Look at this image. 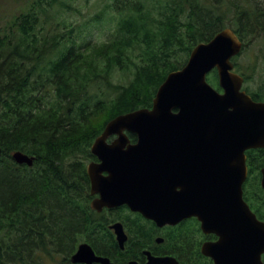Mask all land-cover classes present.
I'll return each instance as SVG.
<instances>
[{"label": "trees", "instance_id": "1", "mask_svg": "<svg viewBox=\"0 0 264 264\" xmlns=\"http://www.w3.org/2000/svg\"><path fill=\"white\" fill-rule=\"evenodd\" d=\"M32 7L0 35V264H46L59 255L58 264H69L80 243L95 248L111 232L110 220L142 224L126 205L110 213L92 209L91 147L113 118L151 108L160 85L196 45L233 28L244 42L235 70L253 99L264 100V47L250 52L264 37V7L256 0H106L96 18L111 33L101 41H78L73 34L81 26L60 20L63 8H72L63 0ZM208 81L222 90L217 69ZM15 151L33 156V165L17 163ZM247 157L244 196L264 219V206L255 203L261 197L254 196H262V186L251 181L264 166V148ZM181 227L193 229L195 220Z\"/></svg>", "mask_w": 264, "mask_h": 264}, {"label": "water", "instance_id": "2", "mask_svg": "<svg viewBox=\"0 0 264 264\" xmlns=\"http://www.w3.org/2000/svg\"><path fill=\"white\" fill-rule=\"evenodd\" d=\"M243 45L233 28H224L196 45L187 63L168 74L151 108L120 114L106 124L91 147L101 162L87 165L91 194L99 195L92 209L126 205L159 226L196 216L205 233L219 237L202 247L215 264H264V221L243 189L246 151L264 148V101L243 89L244 77L234 70L233 58ZM214 69L222 90L208 81ZM128 133L137 135L135 142ZM111 135L117 137L109 143ZM12 156L19 164L34 163L22 151ZM262 174L264 187V169ZM112 227L123 246V225ZM71 260L113 264L87 242L79 244ZM147 264L178 262L150 256Z\"/></svg>", "mask_w": 264, "mask_h": 264}, {"label": "flooded vegetation", "instance_id": "3", "mask_svg": "<svg viewBox=\"0 0 264 264\" xmlns=\"http://www.w3.org/2000/svg\"><path fill=\"white\" fill-rule=\"evenodd\" d=\"M244 84H245V78H244ZM243 89L246 90L244 88V85H243ZM134 135L136 136L137 139V135L136 134ZM116 137L117 135H111L108 138L107 142L111 143ZM129 138L131 142L136 141V140L132 141L130 135ZM92 155L93 158H91L88 161L87 165L91 162H95V163L101 162V160L95 154L92 153ZM247 167H248V175L246 181L243 184L244 195H245V185H247V183L250 181L248 157H247ZM263 169L264 166H262L257 171V173H253L251 177L252 182L257 180L259 181L261 186H262ZM104 174L107 175V172H104ZM90 184H91V180H90ZM261 192H262V196L256 194L254 195L257 197H261V199L256 200L255 203H257V205L264 206L263 186ZM91 196L92 197L90 203L94 198L98 197L99 195L91 194ZM247 203L251 205L248 201ZM122 206L125 205H121L113 208L104 207L101 211L98 210L95 211L100 213L102 212L110 213L113 210L119 209ZM251 209L255 212V210L252 207ZM129 210L134 214H139L140 216H142L141 218L142 224L141 225L139 224V226L137 224L127 226L122 220H113V219L110 220L107 226L109 227L111 232H108L107 235H103L101 238H98L95 241L96 247L95 248L92 247L97 256L108 259L113 264H131L132 262H135L136 264H147L149 262L150 256L161 257V258L173 257L177 260L178 264H215L214 260L210 256H206L203 253L202 247L204 243L215 242L219 239V237L214 233H205L201 229V223L196 216L185 218L176 225L167 224L164 226H159L155 221L144 217L141 213L134 212L130 208ZM255 214L259 219L264 221V219L260 218L256 212ZM188 220H195L196 227H194L193 229L181 227L183 223L187 222ZM115 223H121L123 225V229L126 234V240L123 243V246L119 243L115 229H113L112 227ZM142 225H145L146 227L145 230L142 228ZM262 260L264 263V253L262 254ZM183 261H185V263H183ZM69 264H88V263H74L70 257ZM91 264H103V263L93 262Z\"/></svg>", "mask_w": 264, "mask_h": 264}, {"label": "rangeland", "instance_id": "4", "mask_svg": "<svg viewBox=\"0 0 264 264\" xmlns=\"http://www.w3.org/2000/svg\"><path fill=\"white\" fill-rule=\"evenodd\" d=\"M39 0H0V35L7 32L13 25V21L20 13L25 12L33 8ZM65 3L72 6V8H63L62 13H59L60 20L66 19L69 23L78 24L82 28V32L78 33V30L73 35H78V41L83 38L92 39L94 41L106 40L111 33L106 22L100 21L96 18L97 14L104 8L106 0H63ZM261 6L264 7V0H256ZM53 18L51 23H55L59 20L55 15V9L49 11ZM42 20H46L44 14L41 15ZM45 27L50 25L44 24ZM65 29L60 27V31ZM50 31H53L50 29ZM261 47H264V37L254 41L250 48V52H259ZM246 52V51H245ZM242 53L240 57L241 62H247L246 54ZM61 256L56 257V261L51 258H47L46 264H58V260Z\"/></svg>", "mask_w": 264, "mask_h": 264}]
</instances>
